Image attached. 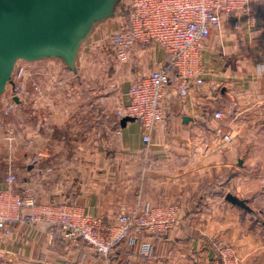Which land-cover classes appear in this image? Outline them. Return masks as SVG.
I'll return each mask as SVG.
<instances>
[{
	"label": "crops",
	"instance_id": "1",
	"mask_svg": "<svg viewBox=\"0 0 264 264\" xmlns=\"http://www.w3.org/2000/svg\"><path fill=\"white\" fill-rule=\"evenodd\" d=\"M154 45L136 46L138 56L150 52L149 66L134 68L131 82L109 86V96L97 85L92 97L85 96L84 86L76 97L66 96L75 87L60 81L49 85L44 114L32 111L30 97L15 100L8 112L2 97L0 190L14 172L19 193L24 188L41 202H76L108 223L122 209L165 204L180 206L178 222L167 237L134 234L105 259L85 243L69 241L59 227L15 220L10 238L0 241V264H212L223 244L236 248L242 264H264V0H252L247 11L234 12L211 32L202 54L205 80L194 83L188 95L180 94L171 71L161 101L166 123L150 131L147 143L141 122L125 120L117 108L128 102L132 82L169 62ZM83 47L78 75L87 71L90 55L83 56ZM55 71L70 72L49 59V73ZM22 77L15 67L14 83ZM9 86L12 92L14 84ZM73 102L79 104L76 112L68 109ZM216 111L224 117L216 119ZM29 138L36 143L25 149ZM35 153L41 156L33 161ZM229 193L248 207L231 202ZM144 240L152 245L147 254L141 251Z\"/></svg>",
	"mask_w": 264,
	"mask_h": 264
},
{
	"label": "built area",
	"instance_id": "2",
	"mask_svg": "<svg viewBox=\"0 0 264 264\" xmlns=\"http://www.w3.org/2000/svg\"><path fill=\"white\" fill-rule=\"evenodd\" d=\"M251 1L129 0L126 3L124 19L108 36L111 47L108 54L128 61L139 44H158L169 57V62L132 82L126 91L128 102L117 108L120 117H131L141 122L145 142H151L152 129L166 123L161 101L171 83V71L176 73L177 87L183 96L189 94L194 83L202 84L205 80L202 54L206 39L234 12L247 11ZM25 72L23 66L18 70V76L23 77L14 83L12 94L7 97L5 105L8 111L16 106L15 96L22 98L28 92ZM36 87L39 86L36 84ZM214 117L222 119L224 113L216 111ZM224 138L231 139L229 135ZM35 143L34 138H29L22 146L31 149ZM40 156L41 153H35L33 161ZM5 182L6 188L0 190V241L10 238L15 220L26 224L44 222L59 227L69 241L85 243L101 257L110 259L119 245L134 234L140 237L149 232L167 237L180 217L179 205L165 204L122 209L116 222L108 223L101 217L86 214L76 202H41L30 189L24 188L23 193H19L21 181L14 172L8 173ZM151 247L149 241L141 242L143 253H149ZM239 262L234 248L223 245L218 247L212 264Z\"/></svg>",
	"mask_w": 264,
	"mask_h": 264
},
{
	"label": "water",
	"instance_id": "3",
	"mask_svg": "<svg viewBox=\"0 0 264 264\" xmlns=\"http://www.w3.org/2000/svg\"><path fill=\"white\" fill-rule=\"evenodd\" d=\"M123 1L0 0V100L14 84L20 60L58 59L77 73L83 45L98 25L118 15ZM14 99L19 101L18 96ZM227 199L248 207L231 193Z\"/></svg>",
	"mask_w": 264,
	"mask_h": 264
},
{
	"label": "rangeland",
	"instance_id": "4",
	"mask_svg": "<svg viewBox=\"0 0 264 264\" xmlns=\"http://www.w3.org/2000/svg\"><path fill=\"white\" fill-rule=\"evenodd\" d=\"M128 1L129 0H124L120 6L118 15L98 25L91 37L87 40L85 46L83 47V56H86V52L88 51H90V55L88 56L87 71L85 73L82 72L80 75H78L80 68H78L77 73L68 72L69 77L66 76L65 73L63 74V71L49 73V59L40 61H18L16 66L18 70L25 64L29 66L27 69L24 68L26 70L25 73L28 92L26 93V96L22 98L24 99L30 97L29 99H33L32 101L29 100L28 104L30 107H33L32 111L35 114L49 113V106L43 103L44 99L49 97V85L53 86L54 84H59L60 81L72 82L75 88L66 94V96L70 97H76L78 95V91H83V88L79 90V87L81 86H84V94L86 97H92L94 95L92 87L95 85L104 86V92L102 93L106 96H109V92L115 87V85L120 86L126 82L132 81V74L135 73V69L140 70L146 66H149L147 62L150 52L146 56H138L134 53L128 61L121 60L117 56L108 54L109 49L111 50L108 36L121 24V20L124 19V16L127 12L126 3ZM150 45L152 47L155 46L154 44H148V46ZM84 58L81 60V64L85 63ZM78 63L79 62L77 61V67ZM84 74H86L87 77H84ZM84 82L86 83L84 84ZM35 83L39 87H36ZM9 87L10 86H8L6 92L3 94V97L7 98L11 96L12 92H10ZM58 91L61 92V94L59 93L61 96H63L65 93L64 88H59ZM37 98L40 100H36ZM78 105L79 104L75 102L70 103L68 105V109L72 112H76ZM4 109H2V112ZM68 109L66 108L65 110L68 111ZM8 112H11V110ZM10 119L12 120L13 117L10 116L9 120ZM223 245L234 248L235 253L240 258L239 264H242L243 258L239 255L236 248L231 244Z\"/></svg>",
	"mask_w": 264,
	"mask_h": 264
},
{
	"label": "trees",
	"instance_id": "5",
	"mask_svg": "<svg viewBox=\"0 0 264 264\" xmlns=\"http://www.w3.org/2000/svg\"><path fill=\"white\" fill-rule=\"evenodd\" d=\"M66 69H68L70 71V73H75L72 70H70L68 67H66ZM77 71H78V69H77Z\"/></svg>",
	"mask_w": 264,
	"mask_h": 264
}]
</instances>
